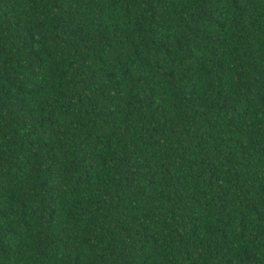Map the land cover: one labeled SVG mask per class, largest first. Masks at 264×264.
<instances>
[{
    "label": "trees",
    "instance_id": "obj_1",
    "mask_svg": "<svg viewBox=\"0 0 264 264\" xmlns=\"http://www.w3.org/2000/svg\"><path fill=\"white\" fill-rule=\"evenodd\" d=\"M0 264H264V0H0Z\"/></svg>",
    "mask_w": 264,
    "mask_h": 264
}]
</instances>
